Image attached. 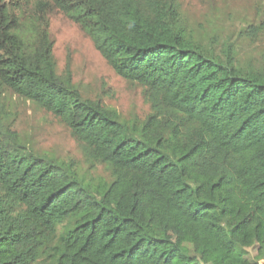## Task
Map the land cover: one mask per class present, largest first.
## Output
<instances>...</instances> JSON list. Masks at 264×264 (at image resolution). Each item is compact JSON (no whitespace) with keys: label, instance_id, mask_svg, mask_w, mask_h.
I'll return each mask as SVG.
<instances>
[{"label":"trees","instance_id":"obj_1","mask_svg":"<svg viewBox=\"0 0 264 264\" xmlns=\"http://www.w3.org/2000/svg\"><path fill=\"white\" fill-rule=\"evenodd\" d=\"M180 7L0 0V264L264 261V72L236 67L229 48L224 60L210 53ZM54 10L144 89L142 121L57 75ZM8 92L60 118L108 180L20 143L5 124Z\"/></svg>","mask_w":264,"mask_h":264},{"label":"rangeland","instance_id":"obj_2","mask_svg":"<svg viewBox=\"0 0 264 264\" xmlns=\"http://www.w3.org/2000/svg\"><path fill=\"white\" fill-rule=\"evenodd\" d=\"M181 17L202 46L236 67L264 72V0H180ZM58 76L68 72L81 96L99 100L123 120L142 121L150 112L145 91L117 76L80 28L54 10L47 16ZM5 124L32 152L58 161L73 162L94 178L108 180L102 166L89 168L82 144L60 118L23 99L4 94ZM250 257L254 249L248 250Z\"/></svg>","mask_w":264,"mask_h":264},{"label":"built area","instance_id":"obj_3","mask_svg":"<svg viewBox=\"0 0 264 264\" xmlns=\"http://www.w3.org/2000/svg\"><path fill=\"white\" fill-rule=\"evenodd\" d=\"M259 264H264V261H263V260H262V261H260V262H259Z\"/></svg>","mask_w":264,"mask_h":264}]
</instances>
